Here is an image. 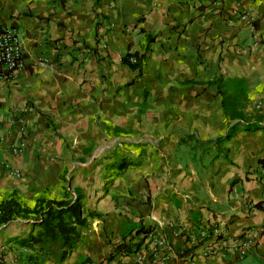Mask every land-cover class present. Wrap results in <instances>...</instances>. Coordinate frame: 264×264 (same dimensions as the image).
<instances>
[{"label":"crops","instance_id":"crops-1","mask_svg":"<svg viewBox=\"0 0 264 264\" xmlns=\"http://www.w3.org/2000/svg\"><path fill=\"white\" fill-rule=\"evenodd\" d=\"M0 23L24 57L0 80V203L67 191L96 215L64 257L60 239L17 244L32 220L0 226V246L30 264H264L245 234L264 225V0H0ZM135 53L140 74L121 61Z\"/></svg>","mask_w":264,"mask_h":264},{"label":"trees","instance_id":"trees-1","mask_svg":"<svg viewBox=\"0 0 264 264\" xmlns=\"http://www.w3.org/2000/svg\"><path fill=\"white\" fill-rule=\"evenodd\" d=\"M143 56L138 54H128L122 58V64L127 66L131 71L141 73ZM215 85L221 91V86L218 85V80L214 81ZM235 99H223V109L229 111L230 120L238 118L239 113L236 111ZM264 119V112L256 115L254 124L260 123ZM229 135L225 137L227 139ZM222 138L210 140L202 143L201 146H208L210 144H219ZM134 164L127 159H121L116 165V170L123 172ZM65 198L61 201H46L38 200L33 208H27L19 204L14 198H9L0 203V226L5 225L15 219L32 220L33 225L39 230L36 236L28 235L27 238L17 241V244L22 248L30 249L33 245L42 243L44 240L60 239L62 248L64 250L63 257L79 243L80 231L86 229L88 226L87 219H93L95 214L85 211L80 204L78 198L69 199V192L65 191ZM138 233H143L140 229ZM147 233V232H146ZM140 248V243L137 244H120L115 248V254L129 255L136 252ZM189 253L185 251L182 256ZM112 258V257H111Z\"/></svg>","mask_w":264,"mask_h":264},{"label":"built area","instance_id":"built-area-1","mask_svg":"<svg viewBox=\"0 0 264 264\" xmlns=\"http://www.w3.org/2000/svg\"><path fill=\"white\" fill-rule=\"evenodd\" d=\"M215 5H221L225 0H209ZM233 13L237 16V18L246 23L252 24L253 19L250 15L244 11L236 8L233 10ZM45 60H37L34 62L36 65H44ZM24 65V57L22 48L20 45V40L15 28L7 25H3L0 23V80H9L13 77L14 73L21 69ZM7 166V165H6ZM5 166V167H6ZM9 174L13 177H17L18 174L12 170L10 167H6ZM260 209L264 210V201L259 203L258 206ZM248 232V233H247ZM245 234H248L250 238L262 235L264 237V225L260 226L257 229L247 231ZM221 234H216V238L218 239ZM196 242V239H194ZM239 246H245V244H241ZM238 246V247H239ZM217 252L216 243H213L211 248L207 251V256L215 255ZM244 252H242L243 254ZM184 262H188V259H183ZM84 264H93L90 262H86Z\"/></svg>","mask_w":264,"mask_h":264},{"label":"rangeland","instance_id":"rangeland-1","mask_svg":"<svg viewBox=\"0 0 264 264\" xmlns=\"http://www.w3.org/2000/svg\"><path fill=\"white\" fill-rule=\"evenodd\" d=\"M13 249H5L3 246H0V264H30L29 260H27L26 258H22L23 255L28 256V254H26L27 252L23 251L19 254L22 256H19L17 253L11 251ZM15 250L16 252L18 251L17 249Z\"/></svg>","mask_w":264,"mask_h":264}]
</instances>
